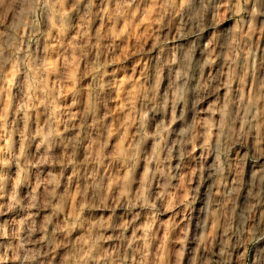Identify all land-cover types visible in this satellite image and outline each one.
I'll return each instance as SVG.
<instances>
[{
  "label": "clouds",
  "instance_id": "9594fccd",
  "mask_svg": "<svg viewBox=\"0 0 264 264\" xmlns=\"http://www.w3.org/2000/svg\"><path fill=\"white\" fill-rule=\"evenodd\" d=\"M0 264H264V0H0Z\"/></svg>",
  "mask_w": 264,
  "mask_h": 264
}]
</instances>
